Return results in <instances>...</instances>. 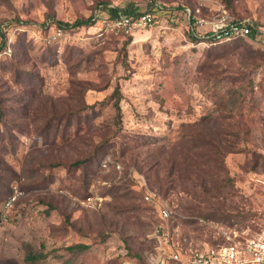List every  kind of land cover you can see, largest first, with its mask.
Segmentation results:
<instances>
[{"label":"rangeland","instance_id":"1","mask_svg":"<svg viewBox=\"0 0 264 264\" xmlns=\"http://www.w3.org/2000/svg\"><path fill=\"white\" fill-rule=\"evenodd\" d=\"M159 1L166 10L156 14L154 26L126 31L113 27L108 16L99 12L102 4L117 9L130 5L136 13H143L148 0H10L9 4L0 0V45L6 39L9 51L0 56V109L6 125L0 132L2 139L5 129H10L16 139L6 138L1 144L5 169H0V185L10 181L12 195L19 192L6 211L4 202L0 204L2 215L7 211L9 215L0 221V264H24L23 245L37 248L41 242H46L44 264H64L61 247L74 243L89 245L81 264H138L136 255L149 263L156 245L152 231L160 222L163 207L171 212V223L176 222L171 236L177 238L174 243L179 250L201 247L221 229L240 236L264 230V189L253 181L264 175V59L258 61L248 51L264 52V0H231L235 15L245 16L238 20L257 24L261 34L256 40L231 42L225 47L217 43L220 46H214L207 57L205 51L211 47L188 37L193 35L186 10L207 19L222 7L235 16L221 0ZM174 5L183 9L168 14ZM49 16L68 24L91 17L94 24L62 31ZM127 36L131 41L126 46L127 66H123L119 49ZM79 49L95 52L90 62L81 61L69 70L60 54L72 50L74 55ZM49 54L58 55L56 63ZM23 70L37 73L38 78L24 76ZM74 80L89 82L92 89L83 87L81 95L93 109L79 118H53L45 135L38 136V131L47 127L42 123L43 114L71 111L79 105L69 94L71 87H81ZM116 85L122 94V129L102 148L99 164H89L92 174L87 190L79 189L80 168L63 167L50 170L54 181L43 189L27 193L18 189L22 183L35 182L38 172L46 174L44 164L83 158L93 144L112 132L110 102L102 101ZM239 87L244 90L242 96L235 95L237 105L230 121L237 120L242 126L226 130L221 123L222 97H229L228 90ZM26 99H32V104L22 109ZM66 121L68 128H64ZM200 129L220 134L223 140L219 146L225 147H220L222 163L210 167L207 180L227 187L223 191L226 200L217 214L206 201L215 203V199L199 196L200 189L190 182L185 185L188 192L181 190L173 176L165 179L164 171L148 157L159 147L152 143L172 151L184 135ZM157 175L170 184L165 195L152 188L151 179L153 182ZM39 198H48L71 214L74 228L65 236L61 233L63 237L56 241L49 237L52 228L56 235L61 217L54 211L45 216ZM111 204L119 205L120 212L109 211ZM189 206L197 208L199 217L215 214L230 218L195 220L184 212ZM100 215L106 223L111 220L107 228L112 234L104 242L98 235L105 229L97 219Z\"/></svg>","mask_w":264,"mask_h":264},{"label":"trees","instance_id":"2","mask_svg":"<svg viewBox=\"0 0 264 264\" xmlns=\"http://www.w3.org/2000/svg\"><path fill=\"white\" fill-rule=\"evenodd\" d=\"M3 1L7 4L10 3V0H3ZM173 1H176V0H173ZM221 1L223 2L224 7L227 8L229 13L233 14L237 20L245 17L242 15H235L234 8H232V5H231V0H221ZM185 3L190 5L188 1H186ZM149 6L150 4H148V7ZM181 9H183L182 5H174L173 9H171L168 14L172 15L171 13L172 10H181ZM165 10L166 9L164 7V11ZM191 10L194 11L193 9ZM99 12H104L108 16V19L111 21L117 18V15L119 12L129 16L132 19L142 14V13H136L130 5L126 6L124 9H117V8H108L107 5L102 4L101 8L99 9ZM176 16L178 15H175V17ZM49 19L51 23H55L58 29L62 31H66L68 29L70 30L71 28H81V27L89 28L93 26L94 24V21L92 20L91 17L87 19L77 18L71 24L56 22L52 19V17H50ZM253 25L254 27H258L257 24L253 23ZM188 37H190L192 42L194 43L196 42V40L193 39L191 35H188ZM254 39H255V30H252L248 40L251 41ZM240 40H245V39L238 38L232 41L222 42L220 44H221V47H225V46H229L231 42H233L234 44H239ZM130 41H131V37L127 36L125 41L122 44V47L119 49L120 50L119 52H121L122 54V59L120 62L123 66H127L126 46L130 43ZM220 44L209 46L211 48L206 49L205 51L206 57L211 53L212 51L211 49L214 46H217V45L220 46ZM6 49H7L6 39H3L0 45V50L3 51ZM248 51L250 52V54H253L254 57L258 61H261L264 59V52L255 51L250 48H248ZM72 52H73L72 50L64 51L62 54H60L63 60H65L66 63H68L69 70L71 68H75L76 66H78L79 65L78 63H80L81 61L90 62V59L93 56V52L95 51H89V52L83 51L82 52V50L79 49V51L76 54L71 55ZM49 56H51L52 61L56 63L58 55L56 56L53 54H49ZM256 66H257V63H256ZM21 72L23 73L24 76L33 75L35 79L38 78V74L35 72L33 73L30 71H25V70ZM74 82H76L75 85H78L81 87H75V86L71 87L69 89V94L72 98L76 100V102L79 105L75 108L72 107L71 111L65 110L64 112H59V111L49 110L50 111L49 115L43 114L44 121L42 123L44 124V126H47V125L49 126L50 125L49 123L51 120H53V118H55L57 121H61L60 119L62 118V116H65L67 120H69L68 118L70 116H72L73 118H79L81 117L84 111L93 109V105H88L86 102H84L82 95H81L83 87L87 88V90L92 89L91 87H89L90 86L89 82L88 81H77V80H74ZM248 86L249 87L251 86V82L248 83ZM243 90H244V87H239L237 90L229 89L228 94L230 96L227 98H225L224 96L222 97L224 99V102L222 104L223 108L220 109V113L223 114L224 121L223 122L221 121V123H223V127L226 130L230 129L234 125H236V127L242 126V124H240L237 120H234L233 124H231L230 120L233 117V109H235L237 105V102H236L237 98L235 97V95L237 93L238 96H242ZM33 95L34 94L32 95L29 94L30 97H33ZM121 99H122V94L120 91V87L116 85L112 93L102 101V104L103 102L104 103L110 102V107L112 111L113 129H112V132L106 134L100 142H98L97 144H93V146H91L92 149H90V152H88L85 157L72 159L71 162H67V163L62 162V161H54L52 163L44 164L42 168L44 170H48L46 174L38 172L36 178L34 177L35 182L32 181L31 183H28V184L22 183L20 184L18 189H20L24 193L31 192L32 190L43 189L48 184L54 181L51 173H49L50 170L54 168H58V167H63V168H66L67 170H76L79 168L81 169L82 174H81V179H80L81 181L79 182V185H80L79 189L85 192L87 190L89 176L92 174V171H90L91 169L88 167L89 164L90 163L99 164L97 158H99L98 155L101 152L104 145L112 142L114 140V137L117 134H120L121 132V129H122V112L120 108ZM31 104H32V99L30 100L26 99L24 102H22L20 107L24 109L25 106L31 105ZM4 120L5 118L3 117V113L1 112V109H0V128L1 126L6 127ZM68 125H69V121H66V125L64 126V128H68L69 127ZM48 126L42 130H39L38 136L45 135V133L48 131L47 130ZM15 128L19 129L20 127L16 126ZM1 135H2V132H0V148L2 147L1 144L4 139L6 138H9L12 140L15 139V137H13L11 133V130L10 129L8 130L7 128L5 129L4 137L2 139H1ZM220 140H223V139L221 138L220 134L216 133L215 131L200 129L198 132H195L193 134L189 133L188 136L184 135L183 139L179 141L178 145L173 147L172 151L171 150L166 151L162 145H156L152 143L153 145H155V147L156 146H159V147H157L156 150L148 154V157L150 156L152 158L151 163H153L157 167V169L164 171V178L166 179V178H170L173 176L177 184L181 186L182 188L181 190L188 192L187 189L185 188V185L190 182L193 185V187H198L200 189L201 194L199 196H204L206 194L205 197L215 199V203H211L210 201L206 200L207 205L210 206L212 209H214L215 214L220 212V209L224 205L223 201L226 200V196H224L223 191L227 187L225 185H221L220 183H218V181H207V180H208V175L212 173L210 167H212V165L218 166L219 164L222 163L221 162L222 153L220 151L221 150L220 147L222 145L219 146ZM225 140L226 139L224 138V141ZM88 142L91 143L92 141L90 140ZM9 143H12V142H9ZM221 148H225V147L222 146ZM0 169H5V161L3 157L1 156H0ZM218 171H221V170L218 169ZM215 172H217V170ZM161 181H164V180L161 179L159 175H157V179L155 178L153 182L151 179V185H153L152 188L155 189V191H157L159 194L165 195V193H168L169 191L170 184L167 186L168 182L163 183ZM207 183H209L210 186H208ZM12 193H13L12 185L10 181H8L7 185L5 186L1 184L0 185V204L3 202L5 203L11 197ZM190 194H192V196L193 195L195 196L194 193H190ZM39 203L45 207L43 211L45 216H49L50 213L54 211V213L56 212L61 217V224L55 227L56 235L53 233V228H52V234L50 235L49 238L54 239V241H56L57 239H59V237L65 236L66 233H69V231L74 228V223L73 221H71V214L66 212L65 209L57 207L56 205H54L52 201L48 200V198L47 199L39 198ZM150 205H151V208L155 209L154 205L152 204ZM118 207L119 205L114 206L111 204L107 206V209L111 212L118 213L120 212V209H119L120 207L119 208ZM184 209H185L184 212H186L190 217L194 218L195 220L201 219L202 221L219 222L220 219L222 218H224L225 220L227 219L229 220L230 218V216H227V215L224 217H218L215 214L213 216L205 214L204 216L199 217L198 216L199 211L197 210L196 207L189 206L186 208L184 207ZM94 214H97V213H94ZM8 217H9L8 211L5 214V216H3L2 213L0 212V221L1 219L7 220ZM97 219L99 221H102L101 227H105L104 230H101L98 233V235L100 236L99 241L104 242L112 234L107 228L111 220L109 221L107 220V223H106L105 218L101 215L97 217ZM182 221L184 223L188 222L187 219L185 220L183 219ZM163 223L166 227V230L169 232V234L172 235L173 234L172 229L175 227L176 222L171 223V217H170L166 221H163ZM229 225L232 226V223H230ZM61 233L63 236H59ZM183 236L184 234L182 233L179 237L180 240L183 239ZM221 239H222L221 235L218 234L217 237L211 238L210 240H208L207 244H210V245L214 244L215 242ZM172 240L173 242H175L177 241V238L174 239L173 237ZM154 243H155V240H154ZM45 247H46V242H41L37 248L32 247L28 244H24L23 245V263L24 264H44V261L47 258V253L44 252ZM88 247L89 245L86 243H74L69 246H63L61 247V249L64 251V255H61L60 258L61 259L63 258L64 264H76L78 262H79L78 264H81L80 259L82 255L84 254V252L88 249ZM153 250L154 249H152V251ZM136 259H137L138 264H150L148 263V261H145V259H143L139 255H136ZM171 264H176V263H171Z\"/></svg>","mask_w":264,"mask_h":264},{"label":"built area","instance_id":"3","mask_svg":"<svg viewBox=\"0 0 264 264\" xmlns=\"http://www.w3.org/2000/svg\"><path fill=\"white\" fill-rule=\"evenodd\" d=\"M148 3L150 4L148 9L134 19L119 12L117 18L111 21L112 26L126 31L154 26L156 14L164 11L165 5L159 0H148ZM186 12L188 29L203 47L238 38L249 39L252 30H255L254 40L261 34L260 29L254 27L253 23L247 19H234L222 7L217 11L215 9L207 19L195 16L189 9ZM199 29H205L203 34H195ZM8 53L9 51L0 50V56ZM253 181L264 189V175L256 176ZM18 193L16 191L4 203L5 211L11 206ZM159 216L161 221L152 231L156 245L150 257V264H264V230L252 235L240 236L238 233H228L221 229L219 235L222 239L214 244L206 243L195 249L179 250L163 223L171 217V212L163 207Z\"/></svg>","mask_w":264,"mask_h":264}]
</instances>
